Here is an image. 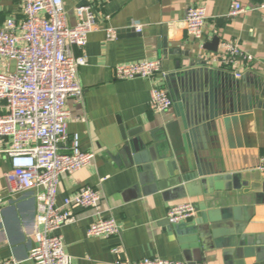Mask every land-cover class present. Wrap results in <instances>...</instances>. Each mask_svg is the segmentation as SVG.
I'll return each mask as SVG.
<instances>
[{
    "label": "crops",
    "instance_id": "1",
    "mask_svg": "<svg viewBox=\"0 0 264 264\" xmlns=\"http://www.w3.org/2000/svg\"><path fill=\"white\" fill-rule=\"evenodd\" d=\"M263 0H99L94 3L98 29L91 33L85 49H74L76 57L86 56L88 64L79 69L84 89L83 101L67 103L68 131L80 136L81 149L94 153L88 167L63 175L57 206L74 197L82 188L96 189L101 195L94 209L76 208L75 220L58 234L65 242L71 264H113L111 249L121 248L122 257L131 261L160 258L185 264H264V174L258 171L264 156V108L254 109L247 123L250 137L246 146L230 148L225 132L219 142L201 135L203 153L223 174L224 181L209 193L183 197L167 179L148 168L147 154L123 127L155 131L176 118L175 105L181 97H192V85L208 92L217 86V74L238 94H249L261 103L259 82L264 85V11L255 10L230 16L234 3L244 8L257 7ZM68 23L75 26V10L83 0H63ZM204 6L208 19L202 41H193L185 29L190 7ZM24 0H0V27L10 18H23ZM142 25L141 34L133 31ZM115 29L109 40L107 30ZM220 39L217 52L205 49ZM223 42L238 45L253 57L236 67L219 62ZM161 60L163 74L150 80L118 81L114 68L122 64ZM206 63L205 66L202 64ZM206 69L207 84L190 75ZM165 74V75H164ZM237 74L242 75L237 78ZM164 89L174 101L165 113L150 109L151 91ZM185 89L187 91L185 92ZM189 90V91H188ZM207 92V93H208ZM256 93V95H255ZM264 93V91H262ZM186 111V109H184ZM121 122V124L119 123ZM243 144L245 143L242 140ZM10 141L0 140V196L5 206L0 213V263L12 258L28 261L35 245L36 191L8 197L5 173L12 169L5 151ZM236 186V187H235ZM191 203L197 210L194 219L171 225L167 213L173 206ZM114 219L120 234L116 237H88L97 221Z\"/></svg>",
    "mask_w": 264,
    "mask_h": 264
},
{
    "label": "built area",
    "instance_id": "2",
    "mask_svg": "<svg viewBox=\"0 0 264 264\" xmlns=\"http://www.w3.org/2000/svg\"><path fill=\"white\" fill-rule=\"evenodd\" d=\"M97 1L83 0L75 10L77 23L71 26L63 0H24L23 18H10L0 27V140L10 141L5 153L12 166L4 179L8 197L36 191L35 245L27 259L34 264H71L64 238L58 232L75 220L74 209H94L101 201L100 193L88 187L66 198L63 206H57L61 177L77 173L95 160L94 153L81 149L80 136L69 134L67 103L71 99L77 102L84 99L78 76L88 59L84 55L76 57L74 49H85L89 35L98 29L93 11ZM255 10L264 11V0L250 9L234 3L230 16ZM207 19L206 7H190L184 21L188 37L202 41ZM133 29L141 34L143 26L134 25ZM116 32L108 29V39H114ZM240 61L250 63L253 57L238 45L223 42L219 62L236 67ZM158 74H163L161 60L114 68L118 81L150 80ZM173 105L164 89L151 91L149 106L153 112L165 113ZM258 171L264 174V156ZM5 203V198L0 196V213ZM196 215L194 204L186 203L169 209L167 220L171 225H178ZM119 234L120 228L114 219L97 221L87 231L88 237ZM111 253L113 264H185L160 258L131 261L122 257L118 246ZM0 264H22V261L12 258Z\"/></svg>",
    "mask_w": 264,
    "mask_h": 264
},
{
    "label": "water",
    "instance_id": "3",
    "mask_svg": "<svg viewBox=\"0 0 264 264\" xmlns=\"http://www.w3.org/2000/svg\"><path fill=\"white\" fill-rule=\"evenodd\" d=\"M219 44L220 39L216 38L213 45L205 49L217 52ZM216 74L217 86L212 91L205 88L201 93L198 85H192L190 91L195 94L189 97L185 93L177 101L175 108H180V111H177L176 118L155 131L145 134L143 130L129 131L123 127L124 137L132 139L147 154L148 168L159 178H168L183 197L207 195L209 188H220L217 183L224 181L219 177L223 173L209 161L210 156L203 153L199 142L202 141L201 135H208L209 139L219 142L224 130L230 148H251L247 123L252 119L254 109L264 108L261 103H254L249 94H238L232 85L225 82L224 75ZM190 75L198 82L200 76L205 78L204 84H207L206 69L191 71ZM259 88L260 94L258 92L257 95L263 98L264 85L261 82Z\"/></svg>",
    "mask_w": 264,
    "mask_h": 264
},
{
    "label": "rangeland",
    "instance_id": "4",
    "mask_svg": "<svg viewBox=\"0 0 264 264\" xmlns=\"http://www.w3.org/2000/svg\"><path fill=\"white\" fill-rule=\"evenodd\" d=\"M12 70L15 71V63L12 64Z\"/></svg>",
    "mask_w": 264,
    "mask_h": 264
}]
</instances>
